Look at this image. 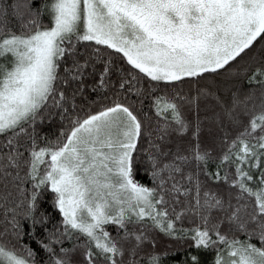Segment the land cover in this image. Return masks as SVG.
<instances>
[{"label": "snow or ice", "instance_id": "obj_1", "mask_svg": "<svg viewBox=\"0 0 264 264\" xmlns=\"http://www.w3.org/2000/svg\"><path fill=\"white\" fill-rule=\"evenodd\" d=\"M0 264H264V0H0Z\"/></svg>", "mask_w": 264, "mask_h": 264}]
</instances>
